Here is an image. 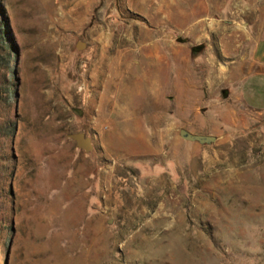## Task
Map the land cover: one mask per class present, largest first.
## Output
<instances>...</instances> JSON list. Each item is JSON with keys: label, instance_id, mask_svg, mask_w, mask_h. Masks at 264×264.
I'll use <instances>...</instances> for the list:
<instances>
[{"label": "rangeland", "instance_id": "374dc122", "mask_svg": "<svg viewBox=\"0 0 264 264\" xmlns=\"http://www.w3.org/2000/svg\"><path fill=\"white\" fill-rule=\"evenodd\" d=\"M249 4L0 0L13 45L10 67L0 60V264H264V113L221 92L234 91L232 66L245 55L242 77L258 31L264 36V6ZM131 31L165 33L166 81L177 77L174 64L182 88L216 81L196 113L185 96L166 98V111L180 116L170 113L164 126L218 140L195 150L112 134L82 99L110 34L123 47ZM128 59L146 62L142 51ZM74 132L93 149L76 147Z\"/></svg>", "mask_w": 264, "mask_h": 264}, {"label": "crops", "instance_id": "0c3cea01", "mask_svg": "<svg viewBox=\"0 0 264 264\" xmlns=\"http://www.w3.org/2000/svg\"><path fill=\"white\" fill-rule=\"evenodd\" d=\"M249 1L252 7L264 6V0ZM261 33L262 30L258 31L251 46L247 72L236 79V72L244 67V55L236 62L237 65L232 66L227 76V82H232L234 91L229 89L226 92L223 89L221 92L228 96V99L241 102L255 112L264 113V36ZM126 35L131 41L119 47L116 41H112V33L110 34L108 50L103 49L98 53V60L91 69L89 78L83 79L81 83L84 88L82 99L88 101L99 114L108 119L112 134L153 135L157 144L184 143L191 145L195 150L209 144L184 140L180 136V129L192 134L213 135L216 137L215 141L218 140V135L214 133L194 131L178 124L164 126V120L170 113H173L174 118L180 116L175 111H166V98L180 104L183 95L188 99V110L196 113L195 106L202 93L208 97L217 93L216 81L208 80L205 82L206 89L198 90L195 84L192 85L191 81L187 80L182 88L180 68L175 64L172 71L177 72V77L172 74V79L166 81L165 71L169 68L161 61L159 51V40L165 38V33L131 31ZM143 38H146V41H140ZM130 51H142L146 62L139 64L137 59L129 60ZM146 143L152 145L150 140H146Z\"/></svg>", "mask_w": 264, "mask_h": 264}, {"label": "water", "instance_id": "95a60500", "mask_svg": "<svg viewBox=\"0 0 264 264\" xmlns=\"http://www.w3.org/2000/svg\"><path fill=\"white\" fill-rule=\"evenodd\" d=\"M77 48H82V43L77 44ZM180 136L187 141H196L200 144H211L215 141L216 137L213 135L192 134L185 129H180ZM75 142L76 147L89 152L93 149L91 137L87 136L84 132H74L67 135Z\"/></svg>", "mask_w": 264, "mask_h": 264}, {"label": "trees", "instance_id": "16d2710c", "mask_svg": "<svg viewBox=\"0 0 264 264\" xmlns=\"http://www.w3.org/2000/svg\"><path fill=\"white\" fill-rule=\"evenodd\" d=\"M0 42H1L0 60L4 64V67L8 69L10 67L11 58L13 56V45L9 37V34L7 32V29H5V25L1 26V24H0ZM6 91H7L6 99L8 100L10 96L9 87H7Z\"/></svg>", "mask_w": 264, "mask_h": 264}]
</instances>
